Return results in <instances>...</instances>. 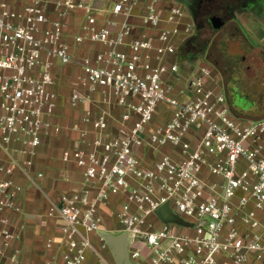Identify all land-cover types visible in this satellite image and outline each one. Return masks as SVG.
<instances>
[{
    "label": "built area",
    "instance_id": "1",
    "mask_svg": "<svg viewBox=\"0 0 264 264\" xmlns=\"http://www.w3.org/2000/svg\"><path fill=\"white\" fill-rule=\"evenodd\" d=\"M49 2L22 0L16 9L0 0L1 141L28 155L0 163L2 243L8 246L21 237L10 217L22 211L16 165L29 173L43 137L61 131L53 120L59 97L54 67L76 63L82 73L70 94L71 105L110 89L123 110L114 133L111 113L85 109L83 119L92 124L93 137L87 139L88 129H82L80 144L63 149L62 159L82 168L83 181L50 204L49 214L61 217L64 225L61 251L45 264H91L89 252L103 261L90 235L97 233L107 244L102 222L113 198L133 262L264 264V117L235 115L208 62L198 64L190 96H184L186 88L175 91L169 78L177 75L179 64L165 57L177 51L174 39L183 31V6L165 4L167 0H114V16L129 18L138 7L142 23L157 33L134 35L125 20L112 35L111 26L118 21L99 25L91 0H56L57 18L50 16ZM77 9L89 13L76 42L89 39L107 46L80 60L65 38L64 18ZM190 31L188 24L184 32ZM156 39L164 45L156 46ZM152 50L155 63L150 62ZM14 141L20 145L12 147ZM165 146L171 151H164ZM55 242L48 239L46 247ZM9 258L20 264L16 252Z\"/></svg>",
    "mask_w": 264,
    "mask_h": 264
},
{
    "label": "crops",
    "instance_id": "2",
    "mask_svg": "<svg viewBox=\"0 0 264 264\" xmlns=\"http://www.w3.org/2000/svg\"><path fill=\"white\" fill-rule=\"evenodd\" d=\"M4 1L16 9L22 6V0ZM55 2L56 0H50L48 5L52 18L59 16ZM113 2L114 0H91V12L97 18L99 25L111 19L118 21L111 26L112 35L121 28L125 20L131 22L134 35L157 33L156 29L142 23L140 14L143 9L135 7L134 15L129 18L125 15L114 16ZM172 3H178L184 8V16L179 23L183 31L174 39L177 51L165 57L167 62L175 61L179 64L177 75H171L169 78L175 91L179 92L180 89L186 88L188 90L184 96H190V80L198 64L208 62L213 67V77L219 79L221 87L229 93L227 76L230 75L232 69H241L254 84L262 85L261 91H258L259 101L262 104L258 107V112L239 113L236 111L234 114L245 118L264 117V0H167V3L165 2V4ZM203 4L205 6L202 10L200 6ZM199 10L201 14L196 12ZM87 13L89 12L85 9H77L64 18L68 22L65 38L71 52L78 60L87 55L94 56L98 51L107 48L101 42L89 39L80 43L76 42L75 35L83 33L82 24L86 21ZM137 13L139 15H136ZM212 13L221 15L225 20L220 28H215L210 22L209 17ZM163 24L166 25V23ZM188 24L191 25V31L186 33L184 28ZM155 45L161 46L164 43L156 39ZM119 48L129 51L128 46ZM151 52L150 62L155 63L156 50ZM223 63L226 66L225 70L224 67L221 69ZM81 73L82 69L76 63L54 67L55 89L59 97L53 120L61 126V131H51L43 137L37 153L33 156L34 161L29 166V173L24 172L21 165L15 167L14 179L22 186V190L17 195L22 211L12 212L10 217L12 223L19 228L21 237L5 246L2 243L1 234L3 223L0 221V264H11L9 256L14 252L18 254L20 264H45L51 256L60 253L59 240L64 220L58 215H50L49 207L51 202L60 201L63 192H70L82 184V168L74 161H64L62 151L80 144L82 129H88L87 139L93 137L92 124L83 119L85 109L90 108L95 114L100 110L108 111L111 113V131L115 133L118 129L117 118L123 107L117 104L116 97L110 89L91 93V99L81 105H71L70 94L79 85ZM211 82L212 78L208 77L207 84ZM230 105H232L231 101ZM19 145L17 141L12 143V147ZM9 148L3 144L0 135V163L8 161L13 156L21 160L28 158V155L13 152ZM163 150L170 152L171 148L165 146ZM207 177L218 179L208 174ZM115 210L116 201L113 198L104 210L102 228L105 232L117 235L123 230L115 215ZM90 236L104 257L103 261L99 262V258L89 252L91 264H120L108 243L103 246L104 240L97 233H92ZM50 238L56 241L52 248L46 247V242ZM146 262V259H141L131 261V264H146Z\"/></svg>",
    "mask_w": 264,
    "mask_h": 264
},
{
    "label": "rangeland",
    "instance_id": "3",
    "mask_svg": "<svg viewBox=\"0 0 264 264\" xmlns=\"http://www.w3.org/2000/svg\"><path fill=\"white\" fill-rule=\"evenodd\" d=\"M223 67L225 70V64L221 65V69ZM227 77V89L234 109L239 113L258 112V107L262 104L258 91H261L262 85L254 84L244 71L237 68L232 69Z\"/></svg>",
    "mask_w": 264,
    "mask_h": 264
},
{
    "label": "water",
    "instance_id": "4",
    "mask_svg": "<svg viewBox=\"0 0 264 264\" xmlns=\"http://www.w3.org/2000/svg\"><path fill=\"white\" fill-rule=\"evenodd\" d=\"M210 22L215 28H220L225 20L221 17V15L214 14L209 17ZM167 208V206H166ZM169 213L171 211L168 209ZM162 214V211L159 212ZM167 220H173L170 217H166ZM102 235L104 236L106 242L114 251L115 255L120 261V264H131V260L128 257V239L127 234L122 232L120 234H111L103 231Z\"/></svg>",
    "mask_w": 264,
    "mask_h": 264
},
{
    "label": "flooded vegetation",
    "instance_id": "5",
    "mask_svg": "<svg viewBox=\"0 0 264 264\" xmlns=\"http://www.w3.org/2000/svg\"><path fill=\"white\" fill-rule=\"evenodd\" d=\"M204 6H205V4L201 5L200 8L203 10ZM196 12H197V13L199 12V13L201 14V11H200V10H199V11H196ZM199 13H198V14H199ZM214 14H216V13H212L211 15H214ZM223 84H225V83H223ZM224 87H225V86H224ZM226 95H227V98H228V100H229V102H230L229 93L226 92ZM230 107H231V111H232L233 113H235L236 110L234 109V107H233L232 105H230Z\"/></svg>",
    "mask_w": 264,
    "mask_h": 264
}]
</instances>
